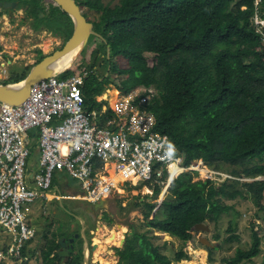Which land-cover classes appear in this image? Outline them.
<instances>
[{
    "label": "trees",
    "instance_id": "1",
    "mask_svg": "<svg viewBox=\"0 0 264 264\" xmlns=\"http://www.w3.org/2000/svg\"><path fill=\"white\" fill-rule=\"evenodd\" d=\"M76 1L98 12L91 21L100 35L91 34L90 47L85 45L80 52L79 56H86L84 64L74 61L59 76L86 71L82 93L86 110L97 113L95 123L106 126L116 115L107 99L97 98L107 84L112 83L121 93L153 85L155 94L147 109L155 116V129L168 135L185 164L202 160L210 169L228 173L218 182L214 176L219 175L212 172L205 179L193 180L196 171L176 176L165 171L159 183L149 186L151 195L166 192L159 207L156 200L148 199L149 194L138 203L144 207L143 219L149 228L178 237L182 246L170 257L146 231L128 223L122 246L115 248L117 263L174 264L187 258L183 244L194 231L208 222L217 223L222 213L236 212L225 197L249 198L256 206V218L264 222V0ZM22 5L31 26L60 35L61 45L71 34L72 21L59 6L43 0H24ZM62 18V25L53 26ZM61 28H70V33L61 34ZM44 56L38 49L32 64ZM116 56L125 59L124 66L118 65ZM101 60L116 76L101 77L95 71ZM31 65L0 82L23 78ZM107 91L105 96L114 89ZM36 136V130L29 131L30 151L36 147ZM104 216L110 219L106 212ZM233 228V222L228 221L227 240L239 238ZM218 237L214 234V239ZM57 239L58 234L52 231L39 250L41 264L62 259ZM260 243L261 235L251 227L248 247H236L225 264H249L260 252ZM71 244L63 264H83L82 237L78 235ZM207 250L210 258L212 248ZM202 251L191 250L193 258ZM257 264H264V254Z\"/></svg>",
    "mask_w": 264,
    "mask_h": 264
},
{
    "label": "built area",
    "instance_id": "2",
    "mask_svg": "<svg viewBox=\"0 0 264 264\" xmlns=\"http://www.w3.org/2000/svg\"><path fill=\"white\" fill-rule=\"evenodd\" d=\"M86 76L81 70L64 77H43L20 103L0 101V226L9 239L0 248V259L25 258L23 250L34 230L27 223L24 203L40 196H64L50 193L54 170L64 169L79 180L78 196L89 202L110 195L120 180L141 181L148 187L159 183L165 171L173 176L182 171L213 172L202 160L185 164L168 135L155 129V116L147 109L153 88L117 90L121 96L110 105L116 115L106 126H98L96 111L85 108ZM33 129L39 169L32 175L33 182H28L29 131Z\"/></svg>",
    "mask_w": 264,
    "mask_h": 264
},
{
    "label": "rangeland",
    "instance_id": "3",
    "mask_svg": "<svg viewBox=\"0 0 264 264\" xmlns=\"http://www.w3.org/2000/svg\"><path fill=\"white\" fill-rule=\"evenodd\" d=\"M44 2L48 4L50 0H45ZM102 2L104 4H114L117 2V0H102ZM81 8L89 20H94L97 18L98 12H96L95 10L89 9L85 6H82ZM20 16L21 14L17 12V15L14 16V19H5V23H0V37L4 35V31H7V37L3 39V45L8 52H5L2 57H0L1 61L7 60V58L10 59V62L4 61L5 74L7 75H10V73H12L13 71H18L19 68L25 65H31L35 61V59L38 58V49H40L43 53L47 54L59 47L63 41V37L58 34H53L52 30H48L46 28L34 29L31 26V20L29 18L20 20ZM63 20L64 18L57 20L53 24V26L62 25L59 23ZM53 22L54 20L51 22V24ZM60 32L63 35L69 34L70 28H61ZM89 45L90 42L86 44V48L90 47ZM78 56L75 59V64L78 63L81 66L84 64L86 56L83 58L82 54L79 57ZM114 60L118 62L119 66L125 65V59L120 56H116ZM104 63L105 61H102L99 65H97L95 71L98 72L101 77L103 74L106 76L108 75L111 78L116 76L115 73H112L111 71L105 68ZM30 67L28 68V70H26L27 72L29 71ZM108 88L114 89V91H110L109 95L106 96L110 98L108 100L110 105H113L112 99L118 98L119 96H121V94L111 84L105 86L104 92L107 91ZM149 88H153V85H150ZM104 92L102 93L103 97L105 96ZM114 92L115 94L113 95ZM61 170H54L53 177L57 184H60L59 182L61 181L62 176L66 175V171L64 169L63 171ZM212 173L219 175L214 176V178L218 182L222 181L224 177L227 176L226 174H228L224 170H213ZM206 177V174H195L193 180L205 179ZM132 183L133 182L130 180H124V182L120 180L119 184L122 187L115 188V191L111 193V200L115 201V204H113V201H111V205H106V209L92 212L90 205H84L82 201L77 202V204H75V208H77L79 215L76 214L75 216L81 217V221H83V226L86 231H88L86 228L87 225L90 224L89 228L94 226V229H97L96 232L100 234L104 233L108 229H118V226L120 224L124 225L127 231L129 229L128 223H132L136 226L138 230L146 231L149 234L150 239L154 243L158 244L160 250L168 256L172 257L174 252L182 246V241L176 236H169L168 233L163 234L159 230L156 231L147 226L142 214L144 207L142 206V204L138 203V201L142 200L146 194L151 193V189L148 188L147 190L146 187H144L143 185L139 186V183H141V181L136 182V184ZM121 188H123L124 190H121ZM165 193L166 192H163L161 190V192H159L158 194H149L147 197L149 200H156L158 206L163 197L165 196ZM224 199L227 203L235 205L236 212L232 210L231 212L222 213L217 223L208 222L207 229L194 231L192 238L188 240L185 244H183L184 249L188 253V257L183 258L180 261H174V264H184L183 261L187 259L192 261V264H225V259L229 258L234 253L236 247H248L251 241V227L253 228V230H258L259 234L261 235V243L260 252L253 258V260L249 264H257L261 261L262 256L264 254V222L256 218V206L249 198H242L239 195L235 196L234 198L225 197ZM62 203L64 206L61 204L56 205L58 210L56 214L59 211L64 213L65 207H71L69 200L63 199ZM120 205L122 206V208H120ZM22 207L26 213V220L28 224L37 225L38 221H40L43 225V223L47 219V216H50L49 211H52L53 206H51L49 201L43 200L41 197H37L31 202L24 203ZM85 208L88 210L84 211ZM41 210L43 211L44 215L40 219V215L37 213ZM105 212L110 217L109 220L105 218ZM57 215H59V218L63 219L62 215ZM66 215L70 216L68 213H66ZM228 221H232L234 224V232L237 233L239 236V238L236 240L230 241L226 238L230 234L227 229ZM251 222H253L252 226ZM3 228L4 227L0 226V247H2L8 241L5 238V231ZM36 229L38 233L37 236H39V233L41 231L40 229L42 228L36 227ZM216 233H218L219 235L218 239H214V234ZM90 234L91 236L94 235L93 232ZM203 238H206L211 243V245L208 244ZM118 244H121V240L118 242ZM207 247L212 248V251L209 254L210 258H208ZM194 249H204L205 251H202L193 258L191 250ZM2 263L3 262L0 261V264Z\"/></svg>",
    "mask_w": 264,
    "mask_h": 264
},
{
    "label": "crops",
    "instance_id": "4",
    "mask_svg": "<svg viewBox=\"0 0 264 264\" xmlns=\"http://www.w3.org/2000/svg\"><path fill=\"white\" fill-rule=\"evenodd\" d=\"M8 60L9 59L7 58V60H5V61H8ZM3 68L4 67L0 68V76H1L2 80L9 76V75L5 74V71H4L5 69L3 70ZM20 69L21 68H19V70ZM110 84L113 85L112 83H109L107 85H110ZM113 87L116 89V87L114 85H113ZM97 98L98 99L104 98L107 100L110 99L106 96L103 97L102 94L97 96ZM33 130H36V129H33ZM29 146H30V142H29ZM30 156H31V159H30ZM38 169H39V150H38L37 145H36L34 150L30 151V154H29L28 159H27L26 175H27L28 182H33L32 175ZM61 171H63V170H61ZM53 176H54V174H53ZM171 176H173V175H171ZM72 179H73V181H72ZM59 183L60 184H57L54 177L52 178V187H51L50 193L52 195L62 194V195H64L63 197H60V198L59 197L44 198V197L40 196L43 200L49 201V203L53 207H52V211H49L50 216H47V219L45 220L43 225L41 224L40 221H38L37 225L28 224L34 230V235L29 240V242L26 244L25 251L27 253L22 254L23 256H25V258L23 259L24 261L23 260L14 261L11 259H10V261L9 260H3V259H0V260L3 261V264H41L42 258H41V255L39 253V250L41 249V247H43V248L45 247V245L47 243V238H49L51 236L52 231H55V233L58 234V239L60 237L64 236L68 240L75 233H78V235L82 237V251L83 252H84V246H83L84 243L87 246V248L85 249V253L82 252L83 253V264H85V263L86 264H106V262H107V264H118L117 262H118L119 258H118V255L115 253V248L122 246V244H123L122 239H123L124 235L126 236V233L128 230L127 231L125 230V233H123V236L121 238L117 237V239L114 243H102L101 246L97 247L98 243L95 241L96 240L95 238H97V237H98V239L108 238L111 234V229H108L104 233L100 234V233L96 232L97 229L95 228L96 229L95 230L94 226L89 228V225H90L89 224L86 227L88 231H86V229L83 226V221H81L82 220L81 217L75 216L76 214L79 215L77 208H75V204H77V202L82 201L84 203V205L85 204L90 205L92 208V204L94 202H89V201L84 200L78 196V195H80L79 193L81 192L80 181L75 179L74 177L70 176L67 171H66V175L62 176V179ZM74 183H76V184H74ZM119 187H122V186L119 185L118 188ZM144 187H146V185ZM147 188H149V187H146V189ZM113 191H115V189ZM63 199L69 200L71 207H69V208L65 207L64 213L61 211H59L57 213V214L62 215L63 219H61V218H59V215L56 214V212L58 211L56 205L57 204L63 205V203H62ZM117 203H118V201H117ZM113 204H115V201H113ZM110 205H111V203H110ZM120 208H122L121 205H120ZM104 209H106V208H104ZM87 210L88 209H86V208L84 209V211H87ZM100 210H102V209H100ZM66 213H68L70 216H67ZM37 214L40 215V219L44 215L42 210L39 211ZM42 222H43V220H42ZM51 224H52V226H51ZM36 227L42 228V229H40L41 231L39 233L40 234L39 236H37L38 233H37ZM75 228H78L77 232L72 231ZM115 230H117V229H115ZM156 231H158V230H156ZM92 232L94 234L93 236H91V234H90ZM160 232H162L163 234L167 233V232H163V231H160ZM4 233H5L4 235H5L6 240L9 241L8 236L6 235V232H4ZM69 233H73V234L70 236ZM169 236H171V235L169 234ZM58 239H57V242H58ZM120 240H121V244H118V242ZM124 240H125V237H124ZM8 241L2 247H4L8 243ZM86 241H87V243H86ZM67 243H69V242H67ZM69 248H71V247H69ZM53 253L54 252L52 251L50 253V256H52ZM57 253H58V249H57ZM58 256L61 257L62 259L60 261H57L56 264H63V262L68 259L69 253H68L67 257L61 256L59 254H58ZM98 258H102L103 263H101Z\"/></svg>",
    "mask_w": 264,
    "mask_h": 264
},
{
    "label": "water",
    "instance_id": "5",
    "mask_svg": "<svg viewBox=\"0 0 264 264\" xmlns=\"http://www.w3.org/2000/svg\"><path fill=\"white\" fill-rule=\"evenodd\" d=\"M50 1L54 5L59 6L60 9H62L69 15L72 21V32L60 47L54 49L50 53L45 54L44 57L32 64L29 71L23 78L17 81L0 82V101L2 102L18 104L23 101L29 93L30 88L34 82H36L40 78L47 77L50 75H57L63 72L64 70L69 69L77 58V56L82 51V49L87 44L89 36L91 34L100 35L94 30L92 21L84 15L83 10L81 8L82 6H80L76 0ZM13 4V1L4 2L3 6L7 7ZM68 59V63L62 66L63 60H65L66 62ZM8 61L10 62V60ZM111 199V195L101 197L98 201L92 204V212L106 208V205H110L112 201ZM207 228V225L203 226V229ZM77 236L78 233H75L68 240L64 236L60 237L58 239V254L67 257L69 253V247H72L71 242ZM124 237L122 239V243L124 241ZM203 239L211 245V243L206 238ZM83 246V253H85V249L87 248V246L85 243Z\"/></svg>",
    "mask_w": 264,
    "mask_h": 264
},
{
    "label": "flooded vegetation",
    "instance_id": "6",
    "mask_svg": "<svg viewBox=\"0 0 264 264\" xmlns=\"http://www.w3.org/2000/svg\"><path fill=\"white\" fill-rule=\"evenodd\" d=\"M11 1L14 2L13 5H10L7 7L3 6L4 2H11ZM23 1L24 0H0V23H5V21H4L5 19L6 20L14 19V16L17 15V12L21 14L20 20H24L26 17V15H25L26 10H25V6H23L21 4ZM43 1H45V0H43ZM3 34L4 35L2 37H0V57H2V55L5 52H8L7 49L3 45V39L5 37H7V31H4ZM4 61L0 60V68L4 67V65H5Z\"/></svg>",
    "mask_w": 264,
    "mask_h": 264
},
{
    "label": "bare ground",
    "instance_id": "7",
    "mask_svg": "<svg viewBox=\"0 0 264 264\" xmlns=\"http://www.w3.org/2000/svg\"><path fill=\"white\" fill-rule=\"evenodd\" d=\"M68 61H69V59H68L66 62H65V60H63V62H62V63H63L62 66H63L64 64H67ZM147 190H148V188H147ZM125 230H126V227H125L124 225L120 224V225L118 226V229H117V230H115V229H111V234H110V236H109L108 238H103V239L95 238V239H96L95 241L98 243L97 247H98V246H101L102 243H114V242L116 241L117 237L121 238V237L123 236V233H125ZM96 231H97V230H96ZM99 236H100V235H99ZM115 244H116V243H115ZM98 259H99V261H100L101 263H103V259H102V258H98ZM183 263H184V264H192V261H190V260H184ZM106 264H107V262H106Z\"/></svg>",
    "mask_w": 264,
    "mask_h": 264
},
{
    "label": "clouds",
    "instance_id": "8",
    "mask_svg": "<svg viewBox=\"0 0 264 264\" xmlns=\"http://www.w3.org/2000/svg\"><path fill=\"white\" fill-rule=\"evenodd\" d=\"M10 60V59H9ZM4 69H5V67H4ZM1 81V80H0ZM179 152V151H178ZM147 187V186H146Z\"/></svg>",
    "mask_w": 264,
    "mask_h": 264
}]
</instances>
